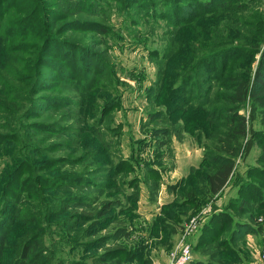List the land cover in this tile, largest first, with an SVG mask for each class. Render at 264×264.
Returning a JSON list of instances; mask_svg holds the SVG:
<instances>
[{
	"label": "rangeland",
	"instance_id": "rangeland-1",
	"mask_svg": "<svg viewBox=\"0 0 264 264\" xmlns=\"http://www.w3.org/2000/svg\"><path fill=\"white\" fill-rule=\"evenodd\" d=\"M130 1L90 0L89 11L69 13L51 26L45 18L52 55L37 75L36 101L20 111L6 100L5 107L17 111L0 109V176L18 171L13 191L0 192L1 231L10 226L6 246L19 228L35 235L30 257L39 259L26 264H96L118 247L136 252L131 264H150L161 250L171 253L193 217L197 228L185 238L193 256H202L208 241L200 232L215 212H228L221 222L236 218L232 201H253L254 218L264 223L261 118L249 120V103L240 109L248 127L232 174L217 194L202 192L197 180L214 169L213 138L224 127L209 119L210 104L195 105L185 96L186 86L198 83L200 64L217 74L227 62L256 64L258 56L251 61L222 49L253 33L264 45V0H192L185 16L177 12L178 0ZM23 3L4 5L23 18L32 9L20 13ZM248 19L254 27L246 26ZM20 22L34 26L26 17ZM33 40L27 37L25 47ZM225 90L214 84L213 93ZM248 142L253 145L244 154ZM105 203L110 209L98 215ZM119 226L129 231L113 239ZM8 254L0 264H11Z\"/></svg>",
	"mask_w": 264,
	"mask_h": 264
},
{
	"label": "trees",
	"instance_id": "trees-1",
	"mask_svg": "<svg viewBox=\"0 0 264 264\" xmlns=\"http://www.w3.org/2000/svg\"><path fill=\"white\" fill-rule=\"evenodd\" d=\"M22 1H24V9L20 13L32 6L31 11L25 14L24 17L29 20L31 25L34 24L33 27L29 26L26 28L24 24L21 25L20 20L24 17L16 16L13 11L9 14V10L4 5L6 0H0V102H3L0 104V109H3L5 113H13L18 109V106L17 108L5 107L4 103L6 100H11L16 105H19L20 111L23 105L28 106L31 103L32 106L36 101L35 95L39 91L37 75L41 74L42 65L46 63L49 55H52L49 54L45 47L46 40H49L48 32L42 28L47 23L51 26L57 20L61 21L65 19L69 13L89 11L90 9V6L86 5L90 0H77L79 3L72 2L71 0ZM117 1H121L122 4L128 6L133 5L130 4V0ZM140 4H142V1H140ZM174 4L177 7V12L179 9L180 14L185 16L190 13L195 2L192 0L186 2L178 0ZM82 5H85V8ZM33 9L35 10L33 11ZM45 18L49 22L46 23ZM75 22L77 20L72 21L73 24ZM245 24L246 26L254 27V20H249ZM30 31L33 32V35ZM30 36L34 38L33 44L26 48L24 40ZM237 39L240 41V45L225 46L222 52L229 54L233 50L232 55H243L251 58V61L252 59L254 60L255 56H258L257 62L253 67L251 63L245 66L239 63L231 64L230 66L229 62H227L220 66L219 74H217L212 70H206L203 64H200L198 67L197 85L190 84L185 88V96L189 97V103L195 101V105L199 106L210 104L211 107L207 112L209 119L224 127L222 130L218 129L216 131L217 134L213 138L218 147V151L211 156L210 160L214 169L207 174L205 179L197 180V185L202 189V192H204V189L209 194H217L225 186L232 174L234 160L239 153V139L246 134L248 127L246 117L239 112L240 109L249 103L251 107L249 120L255 119L258 115L264 124V45L261 46L262 41L258 40V38L254 41V33L248 36L244 34L242 36L239 35ZM217 53L219 51H214L213 55H218ZM214 79H217V82ZM215 83L217 86L224 87L226 92L221 93V95L216 92L213 93ZM8 94L9 96H7ZM218 101H222L223 104L216 106ZM31 106L27 110L29 114L31 113ZM20 117H22V114H20ZM6 127L8 129H16L10 123H6ZM162 131L165 132L164 129ZM253 133L255 135L257 132L254 130ZM11 135L13 134L11 133ZM11 135L8 137H12ZM2 137L0 135L1 140ZM4 140L8 139L5 138ZM252 145V142L247 143L243 151L244 154L248 153ZM7 153L9 154V163H11L14 157L10 152ZM258 159L264 163V146L261 148ZM14 169L13 171L6 169L0 176V192L6 195H9V192H12L17 185L15 181L18 171ZM258 169L259 172H264V167ZM233 202L232 205L235 207L236 218L230 215V218L221 222V218L224 220L223 216H228V212L225 209L221 210V213L215 212L214 215H211L206 223V225L210 224L209 229L206 228L200 232V237L204 241H208L207 244L209 246L205 245L206 247L201 248V251L203 249L209 251L207 258L205 260H191L189 264H219L220 260L217 258L219 251L230 252L246 234H256L264 230V223H258L254 218L253 201L246 202L242 200L235 204ZM115 203L117 205L120 204V202ZM115 206L116 204L113 207ZM110 207V203H105L98 215L104 214ZM2 211L3 208H0V213ZM211 217L217 218L218 223L212 225L215 219L212 221ZM15 219L24 224L21 215H18ZM225 224L231 225L227 239L218 241L217 239L222 233ZM1 226L2 220L0 218V261L2 257L8 254L6 251L12 257L10 259L11 264L35 263L39 259V254L30 257V250L34 245L35 235L31 234L29 228H19L16 231L17 235L12 238L11 244L6 246L10 226H7L2 231ZM128 231V227L126 226L116 227L111 232V237L116 239L127 234ZM172 232L176 233V230L173 229ZM136 257L135 251L129 252L127 249L118 247L106 250L96 258L95 263L131 264L132 259Z\"/></svg>",
	"mask_w": 264,
	"mask_h": 264
},
{
	"label": "crops",
	"instance_id": "crops-1",
	"mask_svg": "<svg viewBox=\"0 0 264 264\" xmlns=\"http://www.w3.org/2000/svg\"><path fill=\"white\" fill-rule=\"evenodd\" d=\"M231 225L225 224L222 233L218 237V241L227 239ZM174 241L172 246H174ZM264 247V230L260 233H248L246 234L238 243L235 248L228 251H219L218 259L220 260L219 264H264L260 259V251ZM231 250V249H230ZM204 251V252H203ZM202 256H193L192 260L207 258V253L209 251L202 250ZM169 262V253L164 250H161L153 259L150 264H168ZM189 264V263H188Z\"/></svg>",
	"mask_w": 264,
	"mask_h": 264
},
{
	"label": "built area",
	"instance_id": "built-area-1",
	"mask_svg": "<svg viewBox=\"0 0 264 264\" xmlns=\"http://www.w3.org/2000/svg\"><path fill=\"white\" fill-rule=\"evenodd\" d=\"M263 221L262 218L258 219ZM197 219L195 217L191 218L188 224L185 225L184 235L179 238V240L174 244V249L169 254L168 264H188L192 258V249L189 241H186V235L193 233L197 228ZM260 259L264 262V247L260 251Z\"/></svg>",
	"mask_w": 264,
	"mask_h": 264
}]
</instances>
